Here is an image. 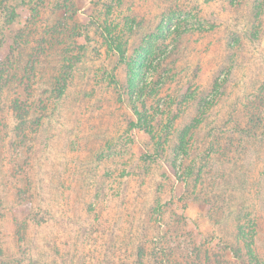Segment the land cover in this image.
Returning a JSON list of instances; mask_svg holds the SVG:
<instances>
[{
  "label": "rangeland",
  "instance_id": "374dc122",
  "mask_svg": "<svg viewBox=\"0 0 264 264\" xmlns=\"http://www.w3.org/2000/svg\"><path fill=\"white\" fill-rule=\"evenodd\" d=\"M263 87L264 0H0V264H264Z\"/></svg>",
  "mask_w": 264,
  "mask_h": 264
},
{
  "label": "trees",
  "instance_id": "16d2710c",
  "mask_svg": "<svg viewBox=\"0 0 264 264\" xmlns=\"http://www.w3.org/2000/svg\"><path fill=\"white\" fill-rule=\"evenodd\" d=\"M60 89L61 88H59V90L57 91V92H59V97H61V92H60ZM262 89H264V87L262 88ZM264 120H248V126H249V130L246 132V136L244 135V138H245V143L246 144H252L253 143V141L256 139V137L257 136H254L255 135V132H252V129L255 127V125L256 124H262L263 125V127L262 128H260L261 129V132H262V135L264 134V122H263ZM256 141V140H255ZM236 220L237 221H239L240 220V218L237 216L236 217ZM240 237H241V232L239 231V225H237L236 226V234H235V241L237 240H239L240 239ZM232 247V246H231ZM229 248L230 249V252H231V254L234 256V257H236V259H238V260H242V256L239 254V251L238 250H236V249H233V248ZM250 250H251V247L249 248V251H248V255L250 256L251 254H250Z\"/></svg>",
  "mask_w": 264,
  "mask_h": 264
}]
</instances>
